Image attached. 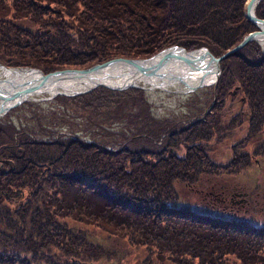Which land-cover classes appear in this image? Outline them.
I'll use <instances>...</instances> for the list:
<instances>
[{
    "label": "trees",
    "instance_id": "trees-1",
    "mask_svg": "<svg viewBox=\"0 0 264 264\" xmlns=\"http://www.w3.org/2000/svg\"><path fill=\"white\" fill-rule=\"evenodd\" d=\"M247 1L0 0V63L47 74L171 46L220 57L257 30ZM220 69L212 105L185 123L155 119L138 88L54 98L92 138L125 124L117 143L0 121V264H264V209L232 180L247 151L264 155V51L251 41Z\"/></svg>",
    "mask_w": 264,
    "mask_h": 264
},
{
    "label": "water",
    "instance_id": "water-1",
    "mask_svg": "<svg viewBox=\"0 0 264 264\" xmlns=\"http://www.w3.org/2000/svg\"><path fill=\"white\" fill-rule=\"evenodd\" d=\"M259 1H247L245 16L260 30L250 33L235 48L218 58L213 56L205 47L186 51L184 48L171 46L146 59L117 58L87 69H65L47 74L34 68H8L0 65V67L6 70L19 71L17 76L13 78L0 80V116L29 101V97L31 96H41V99H50L57 95L71 97L86 94L98 87H104L112 91H124L129 88L144 89L135 83L143 77L154 75L157 71L167 72L169 79L181 81L183 79L181 76H175V74L168 71V65L184 69V75H191L192 73L200 74L198 81L188 86V89L191 91L205 87L206 85L215 86L220 75V61L228 54L241 49L247 43L253 40L256 41L260 36H264V20L257 18L254 13ZM120 68L125 69L126 73L118 78V80H105L97 77L106 70L112 72ZM210 77H213L212 82L205 84ZM77 82H80L78 86L82 85V89H73ZM70 86H72V89L69 88ZM54 89H64L67 92L63 91L49 95L50 91Z\"/></svg>",
    "mask_w": 264,
    "mask_h": 264
},
{
    "label": "rangeland",
    "instance_id": "rangeland-1",
    "mask_svg": "<svg viewBox=\"0 0 264 264\" xmlns=\"http://www.w3.org/2000/svg\"><path fill=\"white\" fill-rule=\"evenodd\" d=\"M217 83L215 86L211 85L192 91L189 90V92L186 93L173 90L163 91L160 89L152 91L144 90L143 92L148 104L151 107L152 116L155 119L178 120L185 123L187 121L195 120L198 113L206 111L207 108H209L212 104L213 89L216 87ZM54 98L55 97L50 99H41L37 100V102L32 100L27 101L19 107H16L0 116V121L4 124H11L16 129L28 128L31 131L38 132L41 127H44L48 130H52L53 132L59 131L60 134L68 135L73 133L77 136H81L87 141L94 139L96 141H105L104 143L121 142L122 138L128 135L125 124L114 123L110 126L107 124L103 125V128L105 129L103 134L100 133L96 137L92 138L90 133L94 131L99 132V130L92 126L89 127V125L85 122V119L72 116L71 110L63 109V107L59 105ZM60 119H64L66 122H60ZM231 140L232 139H227L223 142H215L217 148L215 149L216 152L214 155H217L216 158L218 160L224 162L228 158L230 153L227 151L226 144L231 143ZM249 147H244L245 151H247L246 149ZM109 148H113V146ZM247 152L251 154V165L249 167H244L240 171L241 173L239 176L232 180L238 182L239 186L246 191H252V207L261 211L264 209V155L257 156L253 155L251 153L252 151ZM231 183L233 182L231 181ZM237 196L239 198L241 197V195ZM254 219H256L254 223L257 226L262 227V225H264V213L263 217H256ZM90 231H92V229H90ZM89 235L91 239L98 244H103L101 239H99L100 235H98L97 232ZM109 243L110 241H108V244ZM100 264L107 263H102L101 261Z\"/></svg>",
    "mask_w": 264,
    "mask_h": 264
},
{
    "label": "bare ground",
    "instance_id": "bare-ground-1",
    "mask_svg": "<svg viewBox=\"0 0 264 264\" xmlns=\"http://www.w3.org/2000/svg\"><path fill=\"white\" fill-rule=\"evenodd\" d=\"M258 43L264 47V36H260L257 39ZM113 68V67H112ZM111 69V68H110ZM168 71H170L171 73L175 74V76H181L183 79L181 81L176 80V79H169L168 77V73L164 72V71H157L155 72L154 75H151L149 77H143L140 80H138L135 84L138 86H142L144 88L145 91H152L155 89H160L163 91H177V92H181V93H186L189 92L188 86H190L192 83L197 82L200 74L197 73H192L191 75H184V69L177 67V66H173V65H168L167 66ZM19 71L17 70H6L2 67H0V80H4L5 78H13L15 76H17V73ZM126 73L125 69H117L116 71H110V70H106L104 72H102L101 74H99L97 77L105 79V80H118V78L122 77L124 74ZM94 78V77H93ZM176 78V77H175ZM97 79V78H96ZM104 80V81H105ZM213 77L208 78V80L205 82V84H209L210 82H212ZM107 82V81H105ZM80 82H77L75 85V88H73L74 90H79L82 89V85L78 86ZM69 84V83H68ZM64 85V84H62ZM208 85H206L205 87H207ZM70 89H72V86L69 87ZM67 92L64 89H54L53 91H50L49 95H53L56 94L57 92ZM41 96H31L29 97V100L31 101H35L37 102V100H41L40 98Z\"/></svg>",
    "mask_w": 264,
    "mask_h": 264
}]
</instances>
